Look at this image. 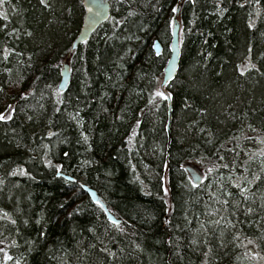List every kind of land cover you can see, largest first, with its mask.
I'll use <instances>...</instances> for the list:
<instances>
[{"label":"trees","instance_id":"1","mask_svg":"<svg viewBox=\"0 0 264 264\" xmlns=\"http://www.w3.org/2000/svg\"><path fill=\"white\" fill-rule=\"evenodd\" d=\"M179 1L126 0L121 6L133 7L135 15L107 39L101 38L107 28L94 33L79 50L73 47L85 17L83 0H47L50 7L40 0H5L0 5V13L8 17L0 15V112L7 114L8 105L15 109L11 120L0 121V217L7 212L16 221L0 219L4 246L0 264H16V260L20 264H201L205 252L210 264H238L232 230L213 232L214 224L208 221L220 218L229 207L233 209L230 219L238 222L239 238L247 235L248 240L255 235L243 226L264 214L259 213V201L244 200L233 183L219 186L213 195L198 192L185 199L176 189L179 170L175 165L183 159L202 175L224 169L218 156L233 147L227 137L244 113L259 125L251 129L264 133V56L259 63L254 60V55L264 53V21L257 28L256 18H252L254 27L246 23L250 6L253 14L256 11L257 0H196L195 4L185 0L181 6L182 60L172 102L178 125L172 129L170 149L172 182L180 201L171 217L164 200H158L145 179L159 176L168 141L165 112L153 116L150 112L163 100L153 93L169 54L164 51L162 58L154 57L149 42L155 44L159 37L167 46L171 34L165 16L173 13L171 7ZM259 1L264 7V0ZM221 7L226 10L223 15L218 11ZM5 46L15 50L7 60ZM249 47L259 75L241 74L239 67L237 72L236 62L247 63L240 59L249 55ZM77 57L78 69L67 92L60 94L64 103L57 105V112L50 107L46 85L59 77L66 64L72 69ZM27 90L32 94L25 98ZM141 107L145 112L139 124L127 127L128 119ZM197 116L214 131L213 144L223 141L218 155L202 157L199 151L191 155L206 133L199 135L198 125H193ZM46 125L56 135L48 136ZM134 131L130 143L128 137ZM136 144L138 154H133L131 162V148ZM188 154L191 157L185 159ZM56 165L76 177L88 174L86 184L97 191L115 218L128 221L127 232H117L101 205L86 197L84 185L58 176ZM21 167L31 176L21 175ZM234 179L240 182L239 177ZM75 199L81 202L78 212H74ZM249 206L256 209L252 215L246 211ZM167 217L169 226L162 220ZM210 224L212 234L208 235L204 228ZM245 250L253 264H264L254 260V248L247 245ZM5 252L11 260H5Z\"/></svg>","mask_w":264,"mask_h":264},{"label":"rangeland","instance_id":"2","mask_svg":"<svg viewBox=\"0 0 264 264\" xmlns=\"http://www.w3.org/2000/svg\"><path fill=\"white\" fill-rule=\"evenodd\" d=\"M124 2H126V0H113V7H111L110 19L106 23H104L102 26H100L99 29L96 31V32H98L99 30H101L103 28H107L105 33L101 32V34H102L101 38L107 39L108 36H110V34L112 32H116L120 28V26L123 24L124 21H126L128 18L133 17L135 15V14H132V15L129 14L130 12L134 13L133 7H130V6L122 7L121 6ZM174 3H176V1H174ZM256 4H258V5L256 7V11H254V14H253L252 8L250 6V12L246 16V19H247L246 23L247 24H249V21H252V18H256L257 22H256V25L254 28L258 27L260 21H264V7L261 6L257 2H256ZM174 6H177V5L175 4ZM174 6H172V7H174ZM172 7H171V9H172ZM257 8H258V10H257ZM172 14L175 15L176 13H172ZM221 18H223V17H221ZM178 20L182 21L181 20V13L178 16ZM116 21H118V24H116ZM173 24L174 23H171V29L173 27ZM88 42H86L85 44H87ZM85 44H83V45H85ZM149 44L152 46V51H153L154 57H156L158 55L157 51L155 50L156 44H152L151 41L149 42ZM180 45H181V50H182V45H183V29H182V27H181V31H180ZM79 48H78V50H79ZM160 51L163 52V49L161 48ZM245 57H246V54H244V56L240 59V61L243 60ZM261 58H263V56ZM78 60H79V57H77L76 60L74 58L70 82L72 80V77H74V70L77 71V69H78V65H79ZM167 62H166V65H167ZM243 62H245V61L243 60V61H241V63H239V61L236 62V68L239 65L244 64ZM166 65H165V68H166ZM165 68H164V70H165ZM258 69H260V68L258 67ZM237 72H239L238 68H237ZM259 72H260V70L257 71L254 69L249 70V72L247 71V73H249L250 75H254L255 73H256V75H259L260 74ZM61 79H62V75L60 74L57 79L51 80L47 83V85H51V87H47V89H48V95H49V102L51 104L50 107H52V108L53 107L57 108V105H58L57 100L61 98L60 92L58 94L56 91V89L59 88V84L61 82ZM164 80H165V75H164V71H163L162 76L160 77L156 86H157L158 90H160V91H163L166 93H171V99H163L162 98L163 100L155 108L156 110L153 112H150V113H153V114H151V116H153L154 114H158L159 112H162V111L165 112V114H166L165 129H166L167 134H168V141H167L166 151L164 153V160H163V165H162L163 169L160 172L158 177H156V178L152 177V180H149L147 178H145V179L148 181L146 183L151 187V189L153 190L154 193L161 192L162 199L165 202L166 211L168 213H170V216L172 217L176 211V201H180L179 197H176V195H175L176 189L179 190V193H182L179 195L184 196L185 199H186V197L190 198L191 195L198 193V192L199 193L204 192L206 194L213 195L215 192L217 193L219 186L221 187V186H224L228 183H231L230 179H229V177L231 176L230 173L233 175L235 172V175L238 174L237 177H240L241 175H246V176H248L249 179H251L252 173H259V169L261 167L260 160L264 159V157H259L257 154V157L255 159L249 161V163L247 164L248 166H246V167H248L247 173H245L244 168L241 167L242 164L240 165L238 163V161L243 163V161H244L243 157L247 159L253 153H257L258 149L264 148V144L260 143L259 140H248V139H245V137H257V136L263 135L262 138L260 137L261 140H263L264 139V133L260 135L259 133L252 131L251 128L253 126H254V128H258L259 125L253 121L251 116H249L248 114L245 115V113H244V115L242 116V119L238 122V125L236 126L235 130L231 131L227 137L228 140L229 139L233 140V142H234L233 147H230L229 150L226 149L225 152H227V153L224 152L222 155H219V157H223V159H220V162L223 165L228 164L229 167L221 169L219 171L217 170V171L211 172L210 174H206V175H202L201 173H199L201 176V181L199 184H196L193 181V178H192L189 170L187 169V167H189V166H191V167H194V166H192V164H190L186 161H182L183 160L182 159L177 165H175L176 169L179 170V174H178V176L175 175L176 181H177L176 182L177 186H176V189H174L173 182H172V179L174 178V173H172L173 171H172L171 159H170V156H171L170 149H171V142H172V138H173L172 137V129L173 128L176 129L177 128L176 126L178 125L177 124V117H176V114H174L175 112H174V107L172 104V102L174 101V94H175L176 86L174 83L171 84V82L164 83L165 82ZM70 82H69V85H70ZM145 99H146V97H145ZM146 102H144V103L146 104ZM171 113H172V116L170 115ZM169 118L172 119L171 120V123H172L171 126H169ZM200 119H201L200 116H197L195 118V122L193 123V125L194 126L198 125L197 130H199L198 131L199 135H201L203 133V131H201V129H203L204 132H206V133H204L202 139L200 138L201 143L197 144L196 148H194V151H199L201 153V155H203L202 157H208L209 155L214 156L218 153L217 150L222 145L223 141L217 140L215 142V144H213V141L215 138L214 131H212L206 124H203L202 119H201V123H200ZM248 125H251L252 127L249 128ZM127 127L130 128V124L127 125ZM48 129H49V126L46 125V131ZM145 140H146V136L142 135V141H145ZM137 145L138 144H136V146L134 148H131V151H132L130 154V161L131 162L134 160L133 154H134V156L136 154H138ZM125 149L126 150L128 149L127 145H125L124 150ZM232 149H234L235 151H232ZM228 151H230L231 153H228ZM233 162L235 163L234 168L232 167ZM194 168H196V167H194ZM60 173L65 176V177L64 176H62V177L65 178V180H67L68 182H72L75 184V183H77L76 181H78L80 184L87 186L86 180H88L89 175L86 173L85 174H77V177L75 175L65 173L63 171H60ZM260 174L262 175V177H264V173H260ZM67 177L70 179H73V180H69V179H67ZM140 179H141V181H144L141 176H140ZM155 181H157V183H155ZM239 183L243 184L245 182L240 180ZM152 184L156 188H153ZM193 184H195L196 186L193 187ZM162 186L166 187L168 189L167 195L164 194ZM83 189H84V187H83ZM263 189H264V179H261L256 184H254L250 187L249 199H247V200L250 201V200L254 199V201L255 200L259 201V204H258V207H259V205L261 204V194L264 193ZM79 194H81V193H79ZM73 195H75V193H73ZM86 197L89 198L88 196H86ZM98 197H100V196L98 195ZM81 198H82L81 202H83V199L85 198V196L83 195V197H81ZM100 199L103 202V204L105 206H107L105 204L106 202H104L101 197H100ZM175 199H177V200H175ZM75 200H76V203L74 204V206L76 205V207H77L81 204V202L79 201V199H75ZM102 208L106 212L107 216L109 214H111L109 209H105L104 207H102ZM232 210H230V208L228 207L225 209V211L223 212V214L221 215L220 218H218V219L209 218L208 222H212L218 231L219 230L223 231L224 229L229 228V231L230 230L234 231V232H232V231H230V232L233 235V237H235V235L237 233H239L240 231L237 232L235 230V226L233 227V226L228 225L226 223V221L231 220L230 219V212ZM262 211L264 212V210H261V208L259 207V213ZM260 216H261V214L258 216L256 215L255 216L256 218L252 219L253 223H249L248 222L249 220L248 221L245 220L247 222V224H245V226H243V228H247L248 231H250L252 234L255 235V236H253V235L248 236V238L251 239L253 241V243H251V244L247 243V245L254 248L255 251H257L264 258V247H263L264 238H262V237H264V222L261 220L259 227L255 223V221L258 220L260 218ZM262 216H264V214H262ZM167 219L169 220V217H167ZM215 221H220V223H215ZM231 221L233 222L234 225H236V223H238L237 220H234V221L231 220ZM110 222H108V223L111 224L112 222L111 223ZM200 224H201V222H200ZM249 228H250V230H249ZM119 230L121 231V229H119ZM120 231H119V233H120ZM256 236H258V238ZM0 241H2V240L0 239ZM3 247H4L3 243H0V249H2ZM232 249H233V251L236 252L235 260L238 264H253L252 261L248 258L247 254L241 255V254L237 253L238 251L235 250V245L233 246ZM255 258L256 259H254V260L258 263L264 261L263 259L261 260V258L258 255L255 256ZM205 259H207L208 264H210V256H207V258H205V256H203V260H202L201 264H203Z\"/></svg>","mask_w":264,"mask_h":264},{"label":"snow or ice","instance_id":"3","mask_svg":"<svg viewBox=\"0 0 264 264\" xmlns=\"http://www.w3.org/2000/svg\"><path fill=\"white\" fill-rule=\"evenodd\" d=\"M191 2L193 4H195L196 3V0H191ZM4 3H5V0H0V5H3ZM40 3L42 5H44L45 7H50V5H48V3H47V0H40ZM257 3H259V0H257ZM180 6H182V5H178V6L172 7L171 11L173 13L178 12ZM224 11H226V10H220V15H223V12ZM129 14L132 15L134 13L130 12ZM0 15H3L5 20L8 19V17H7L6 14L0 13ZM170 23H175V21L172 20V21H170ZM249 27H254V24L252 23V21H249ZM12 31L13 32H16L17 29H13ZM24 34L30 36L31 35V32H25ZM9 35H11V33H9ZM10 51H15V50L14 49H8L5 46V49H4V59L5 60H7L8 54H9ZM248 53H249V55L247 57H245V59L247 60V63L238 66L240 68L241 74H244L245 72L249 71L250 69H256L257 71H259V69L257 68V65L255 63H253L252 60H251V47H249ZM261 56H264V53H261ZM5 71L6 72H10L11 69H5ZM261 74L264 75V73H261ZM22 79H23V76H21V80ZM37 79H39V77H37ZM46 87H51V85H46ZM56 91L59 94L60 89L57 88ZM31 94H32L31 93V90H27V91H25L23 93V96L25 98H27V96L28 95H31ZM153 96H158V97H161L163 99H171V93H166V92H163V91H160V90H156L153 93ZM57 103L58 104H63L64 103V100L63 99H58L57 100ZM149 103H152V99L151 98L149 99ZM56 111L59 112L60 111V108L57 107L56 108ZM201 111H204V110L201 109ZM14 112H15V109L12 107V105H8L7 114L5 112H0V121L11 120L13 118L12 113H14ZM69 115H70V117L72 119H76L77 120V124L80 123V120L79 119H77L76 117L71 116V114H69ZM77 116H78V113H77ZM28 119H31V117L29 116ZM137 123L139 124V121ZM248 127L251 128L252 126L251 125H248ZM252 130L253 131H256V129H254V128ZM201 131H204V130L201 129ZM47 135L51 137L53 135H56V133H54L53 131L49 130L48 133H47ZM134 135H135V131L133 132L132 136H129L128 137V140H129L130 143H131L132 138H133ZM81 136H82L83 140L85 142H87L88 136L86 134H84L83 132L81 133ZM245 139H248V140H259L260 143L264 144V140H261V138L259 136H257V137H245ZM44 147L47 148V145H44ZM232 151H235V150L232 149ZM257 154H258L259 157H264V148L258 149L257 150V153H253L252 155H250L248 157L247 160L244 161V163L241 165V167L244 168L245 173L248 172V167H246V165L248 164L249 161L255 159L257 157ZM67 155H68V153H65V156H67ZM218 158L219 159H223V157H219V156H218ZM44 163H46L49 166H51V161L50 160H45ZM260 164H261V167L259 169V173H252L251 179H249L248 176H246V175H241L239 177V180L245 182L243 184L237 183L235 179H233L231 176L229 177L230 182L233 183L235 185V187L239 190V193L243 197L244 200L249 199V189H250V187L252 185L256 184L261 179H264V177H262V175L260 174V173H264V159L260 160ZM61 167H62V165H56L55 166L56 172H57L58 175L60 174V171L59 170H60ZM223 167L228 168L229 165L228 164H224ZM232 167L233 168L235 167V163L234 162H233ZM212 170H213L212 168H209L208 169L209 172H211ZM18 171H19V173L21 175L31 176V173L27 172L22 167L19 168ZM15 173H16V170H14L13 173H11V174H15ZM2 183H3V181L0 180V184H2ZM195 186L196 185L193 184V187H195ZM163 192H164L165 195H167L168 189L166 187H163ZM231 195H232V193H229V196H231ZM97 203H99V201ZM223 203L224 204H228L229 201L228 200H224ZM236 203L239 204L240 201H237ZM61 207H63V205H61ZM101 207H103V205H101ZM259 207L261 208V210H264V193L261 194V204L259 205ZM0 211H3V210L0 209ZM78 211H80V208L79 207H77L76 209H74V212H78ZM246 211H247L248 214H252V213H254L256 211V209H254L253 207L249 206ZM72 214L73 213H69L68 215L71 216ZM0 219H9V220H11V217L9 216V214L7 212H4L3 216L0 217ZM261 220H264V216L260 217L258 220L255 221V223L257 224L258 227H259V224H260V221ZM39 222L40 221L38 220L37 223H39ZM248 222L249 223H253V221H251V220H249ZM11 223L12 224H15L16 221L15 220H11ZM24 223L27 224L28 221L25 220ZM166 223H170V221H166ZM215 223H220V221H215ZM226 223L228 225L233 226V227L235 226L231 220L226 221ZM112 224L115 225L116 227H120V221L119 220L113 219L112 220ZM89 231H94V229L89 228ZM121 231H123V229H121ZM41 235H43V233H41ZM237 236H239V233H237ZM262 238H264V237H262ZM0 243H2V241H0ZM205 243H207V241H205ZM247 243L251 244V243H253V241L251 239H248L247 240ZM0 251H4V250L3 249H0ZM103 251H107V249H103ZM209 251H211V249H209ZM251 255L257 256L258 253H256L254 250H251ZM204 256H205V258H207L208 253L205 252L204 253ZM11 259H12V257L5 252V260H11ZM16 264H20V260H16ZM203 264H208L207 259L204 260Z\"/></svg>","mask_w":264,"mask_h":264},{"label":"water","instance_id":"4","mask_svg":"<svg viewBox=\"0 0 264 264\" xmlns=\"http://www.w3.org/2000/svg\"><path fill=\"white\" fill-rule=\"evenodd\" d=\"M83 7L85 9V17L82 25V29L74 43V49H78L81 45L88 42L92 35L99 29L100 26H102L104 23H106L110 17H111V4L110 0H83ZM181 13V6L179 7V11L175 14V23L173 26L172 31V47H171V55L167 62L166 68L164 70L165 75V82L168 83L174 80L179 73L180 65H181V59H182V50L180 45V31H181V24L178 20V16ZM155 50L157 53H160L161 47L156 44ZM62 81L60 84V90L66 91L71 77V66L69 64H66L62 71ZM189 170L193 181L196 184H199L201 181V176L199 172L194 167H187ZM59 176H64L63 174H59ZM65 177V176H64ZM69 180H73L67 177ZM90 194L93 197V200L95 202H100V198L98 195L90 190ZM106 209V208H105ZM169 264H173L170 262Z\"/></svg>","mask_w":264,"mask_h":264},{"label":"bare ground","instance_id":"5","mask_svg":"<svg viewBox=\"0 0 264 264\" xmlns=\"http://www.w3.org/2000/svg\"><path fill=\"white\" fill-rule=\"evenodd\" d=\"M231 1H235V3H237L238 1H241V0H231ZM243 1V0H242ZM244 1H247V0H244ZM171 2H173V0H171ZM185 2V0H180L179 1V4L178 5H182L183 3ZM110 4H111V7H112V3H111V1H110ZM225 8V7H224ZM223 8L221 7V8H219L218 9V11H220V10H222ZM165 20H166V27H167V31L169 32L170 31V34H171V39L169 40V42L167 43V46L165 47V45L160 41V39H159V37H156L155 38V44H158L162 49H163V52L165 51V53H167L168 52V54H170L171 55V47H172V31H173V27H172V29H171V23H170V21H172V20H175V15H173L172 13L171 14H169L168 16H165ZM180 22V24H181V27H182V21H179ZM173 26H174V24H173ZM156 46V45H155ZM183 46V45H182ZM76 50H78V49H76ZM162 52V53H163ZM170 55H169V57H170ZM157 58H162V56L161 55H157L156 56ZM254 60H256L258 63H259V60H260V58L262 57L261 56V53L257 56V55H254ZM252 60H253V58H252ZM257 68H258V66H257ZM71 72H72V69H71ZM178 76H179V73H178ZM178 76L174 79V80H172L171 81V84H173V83H175L176 82V80L178 79ZM61 81H62V79H61ZM60 84H61V82H60ZM60 84H59V89H60ZM70 85H68V87H69ZM68 87H67V89H68ZM67 89H66V91H61L60 90V94L61 95H64L66 92H67ZM12 104H15V103H12ZM142 111H144V108L143 107H141L139 110H138V114H136V116L134 117V118H132L131 120L130 119H128V123L132 126V127H134L135 125H137V122H138V120L140 121V119H139V117H140V115H141V112ZM145 112V111H144ZM171 116H172V113L170 114ZM171 120L172 119H170L169 118V126H171ZM50 130V127H49V129L47 130V131H49ZM191 153V155L192 156H196L197 155V152L196 151H194L193 149H192V151L190 152ZM189 156L190 155H188V156H185V159L188 157L189 158ZM191 157V156H190ZM239 159V158H238ZM243 159H244V161L245 160H247L246 158H244L243 157ZM244 161H243V163H244ZM238 163L241 165V164H243V163H241V162H239L238 161ZM249 163V162H248ZM246 166H248V165H246ZM132 170H136V167L135 166H132ZM230 175H231V177L234 179L235 177H237V175H235V172H234V174L232 175L231 173H230ZM59 176V175H58ZM69 183H72V182H69ZM84 187V189H83V192H84V194L86 195V196H88L89 197V199L93 202V203H95L96 204V202L93 200V197L91 196V194H90V190H92V191H94L97 195H99L98 193H97V191L96 190H94V189H92L91 187H89L88 185L86 186V185H84L83 186ZM77 190V192L78 193H81V191H79L78 189H76ZM84 195V196H85ZM156 196H158V200H160L161 198H162V194L160 193V192H158V193H156L155 194ZM100 205H103V204H101L100 203ZM103 207L104 208H106V209H109L108 208V206H105V205H103ZM73 212V210H69L68 211V214L69 213H72ZM165 214V213H164ZM163 214V217H166L165 215ZM108 217H109V220L112 222V220L113 219H116V220H119L120 221V227H117V232H119L120 230L119 229H123V231H120V233H125V232H127V226L126 225H128L129 223H128V221L126 220V219H118V218H115L114 217V215H112V213L111 214H109L108 215ZM162 220H163V222L165 221V224H166V226H169V223H166V221H169L167 218H165V220L162 218ZM201 224H203L202 222H201ZM111 225L114 227V229H115V225H113L112 223H111ZM209 227H208V229L207 230H205V228H204V226L202 225V228H204V231L208 234V235H211L212 233H211V231H210V227H212L213 225L212 224H210V225H208ZM217 231V228L214 226L213 227V232H216ZM224 231V230H223ZM241 235H239V236H237V234L235 235V237H233L232 239V243H233V246L235 245V250L236 251H238L237 253L238 254H241V255H246V250H245V247L247 246V240H246V238L245 237H247V235H243V236H245V237H243V238H239ZM257 238H258V236H256ZM233 252H235V251H233ZM235 254H236V252H235ZM170 263V262H169Z\"/></svg>","mask_w":264,"mask_h":264},{"label":"flooded vegetation","instance_id":"6","mask_svg":"<svg viewBox=\"0 0 264 264\" xmlns=\"http://www.w3.org/2000/svg\"><path fill=\"white\" fill-rule=\"evenodd\" d=\"M83 46V45H82ZM157 54H159V55H161L162 54V52L160 51V53H157ZM169 59V58H168ZM182 60V59H181ZM168 61V60H167ZM181 66V65H180ZM196 169V168H195ZM198 171V170H197ZM199 172V171H198ZM100 198V197H99ZM103 204V202L101 201V199H100V202H99V204ZM104 205V204H103Z\"/></svg>","mask_w":264,"mask_h":264}]
</instances>
